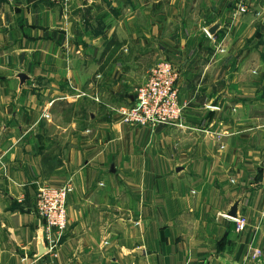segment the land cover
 Segmentation results:
<instances>
[{"label":"crops","instance_id":"1","mask_svg":"<svg viewBox=\"0 0 264 264\" xmlns=\"http://www.w3.org/2000/svg\"><path fill=\"white\" fill-rule=\"evenodd\" d=\"M238 2L0 0V264H264V0ZM163 59L182 126L123 125ZM67 180L49 251L36 185Z\"/></svg>","mask_w":264,"mask_h":264},{"label":"built area","instance_id":"2","mask_svg":"<svg viewBox=\"0 0 264 264\" xmlns=\"http://www.w3.org/2000/svg\"><path fill=\"white\" fill-rule=\"evenodd\" d=\"M67 8L74 0H42ZM250 0H239L235 14L246 13ZM178 71L174 64L163 59L148 72L146 81L135 90V100L126 107L118 109L123 123L131 126H182L181 118L185 105L180 101L176 82ZM78 96H85L79 93ZM98 101V99H95ZM35 193V212L43 223L48 250L54 251L68 226L67 199L72 194L71 180L60 186L37 183ZM245 221L236 220L238 231ZM260 252L255 250L252 259H259Z\"/></svg>","mask_w":264,"mask_h":264},{"label":"water","instance_id":"3","mask_svg":"<svg viewBox=\"0 0 264 264\" xmlns=\"http://www.w3.org/2000/svg\"><path fill=\"white\" fill-rule=\"evenodd\" d=\"M222 20H220V22H217L215 24H213L212 26L208 27L205 29L206 34L209 37H213V34L217 31V29L219 27H222ZM18 79L20 81V83H24L27 79V76L23 73H19L18 74ZM218 101V100H217ZM217 101L214 104H211L210 107L212 108H218L219 107V103H217ZM181 168H177V171H180ZM238 204L239 201H234L233 204L230 206V209L228 210V212L223 213L224 216L233 219V220H240V216L238 215ZM44 251H46V248L44 249Z\"/></svg>","mask_w":264,"mask_h":264},{"label":"rangeland","instance_id":"4","mask_svg":"<svg viewBox=\"0 0 264 264\" xmlns=\"http://www.w3.org/2000/svg\"><path fill=\"white\" fill-rule=\"evenodd\" d=\"M146 79H147V77H146ZM146 81V80H145ZM144 81V82H145ZM143 82V83H144ZM142 83V84H143ZM79 93H83V92H79ZM119 108H121V107H119ZM119 108H116L115 110H114V112L119 116V118H120V122L123 124V125H127V126H131V125H128V124H125V123H123V121H122V119H121V116L119 115V113H118V109ZM70 112V109H67V113H69ZM133 127H146V126H133ZM151 127V126H150ZM68 181V180H67ZM71 182H72V180H71ZM42 183V182H41ZM44 184V183H43ZM64 184V183H63ZM72 184H73V182H72ZM48 185V184H47ZM62 185V184H61ZM73 188H74V184H73ZM74 190V189H73ZM73 192V191H72ZM35 193H36V191H35Z\"/></svg>","mask_w":264,"mask_h":264}]
</instances>
